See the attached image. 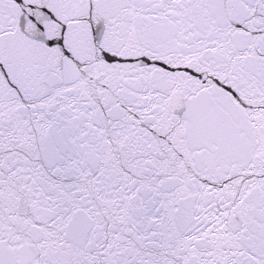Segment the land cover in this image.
Here are the masks:
<instances>
[{"label": "snow or ice", "instance_id": "1", "mask_svg": "<svg viewBox=\"0 0 264 264\" xmlns=\"http://www.w3.org/2000/svg\"><path fill=\"white\" fill-rule=\"evenodd\" d=\"M0 264H264V0H0Z\"/></svg>", "mask_w": 264, "mask_h": 264}]
</instances>
